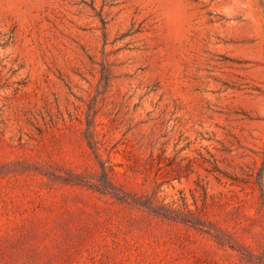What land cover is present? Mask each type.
Returning <instances> with one entry per match:
<instances>
[{"label":"rangeland","instance_id":"1","mask_svg":"<svg viewBox=\"0 0 264 264\" xmlns=\"http://www.w3.org/2000/svg\"><path fill=\"white\" fill-rule=\"evenodd\" d=\"M0 264H264V0H0Z\"/></svg>","mask_w":264,"mask_h":264}]
</instances>
